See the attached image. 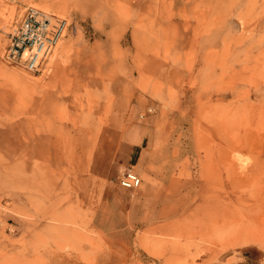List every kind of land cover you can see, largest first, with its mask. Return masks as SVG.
I'll return each mask as SVG.
<instances>
[{"label":"rangeland","instance_id":"374dc122","mask_svg":"<svg viewBox=\"0 0 264 264\" xmlns=\"http://www.w3.org/2000/svg\"><path fill=\"white\" fill-rule=\"evenodd\" d=\"M0 6V264H264V236L240 233L264 229V0ZM29 6L69 24L36 73L4 57ZM136 102L165 160L127 189ZM90 133L102 146L82 170Z\"/></svg>","mask_w":264,"mask_h":264},{"label":"built area","instance_id":"2783aa9c","mask_svg":"<svg viewBox=\"0 0 264 264\" xmlns=\"http://www.w3.org/2000/svg\"><path fill=\"white\" fill-rule=\"evenodd\" d=\"M68 25L66 18L29 6L23 19L9 32L5 60L27 71L40 72ZM118 182L127 189H137L142 178L137 171L127 168Z\"/></svg>","mask_w":264,"mask_h":264},{"label":"crops","instance_id":"0c3cea01","mask_svg":"<svg viewBox=\"0 0 264 264\" xmlns=\"http://www.w3.org/2000/svg\"><path fill=\"white\" fill-rule=\"evenodd\" d=\"M139 105L142 106L141 103L136 102L132 118L133 121L125 128L126 133L120 140V146L123 145L125 150L127 147L133 148L132 152L135 153L136 163H132V160H130L128 167L131 168L137 166L138 170L135 171H137L141 176L142 184L144 183V185L147 186L154 184V180L156 179L153 175L154 173L152 172V166L155 167L153 163L158 162V159L164 158L156 155L153 156V154L150 153L152 146L156 144L155 136L157 133H154V131L158 132L159 129L157 127H153L150 124V121L147 122V118L144 120L139 119V115L142 112V108Z\"/></svg>","mask_w":264,"mask_h":264},{"label":"bare ground","instance_id":"6f19581e","mask_svg":"<svg viewBox=\"0 0 264 264\" xmlns=\"http://www.w3.org/2000/svg\"><path fill=\"white\" fill-rule=\"evenodd\" d=\"M16 3V2H15ZM45 4V3H44ZM42 5V4H41ZM3 6V5H2ZM1 7V6H0ZM4 7H5V5H4ZM7 7V6H6ZM5 7V10L7 9ZM46 7V6H45ZM2 8V7H1ZM14 9H15V4H14ZM14 9H12V10H14ZM1 10V9H0ZM4 10V11H5ZM2 12V11H1ZM8 12V11H7ZM1 14H3L2 16H4V13H1ZM7 14V13H6ZM5 14V15H6ZM14 14V13H13ZM23 14V13H22ZM9 15V14H8ZM7 16H5V18H6ZM11 17V16H10ZM22 17H23V15H20V18H19V20H21L22 19ZM4 18V17H3ZM4 18V19H5ZM12 18H13V16H12ZM8 19V18H7ZM10 20H11V18H10ZM18 20V21H19ZM12 21V20H11ZM9 24H10V22H8ZM5 24V23H4ZM4 27V26H3ZM65 41V40H64ZM60 42V41H59ZM58 42V44L56 45V47L54 48V52H53V54L51 53V57L49 56V58L48 59H50V60H52L53 58H52V56H54L55 57V55H58V54H62V53H64V52H66V48L68 47H66L65 45L64 46H61V44L62 43H59ZM62 42V41H61ZM60 46H61V48H60ZM61 58V57H60ZM47 61H49V60H47ZM50 62V61H49ZM47 63V62H46ZM47 65V64H46ZM48 66V65H47ZM47 66H45V67H47ZM5 69V68H4ZM8 72H11L10 70L9 71H7V73H6V75L8 74ZM5 73V72H4ZM3 73V74H4ZM12 74H16V73H12ZM17 75H18V73H17ZM17 75H15V77L17 76ZM7 76H9V75H7ZM17 78L18 77H16V81H17ZM14 80V79H13ZM26 80V79H25ZM38 80V79H37ZM15 81V80H14ZM23 83V82H22ZM18 84H20V83H18ZM25 85V84H24ZM100 125V124H99ZM99 127V126H98ZM63 130H64V128H63ZM64 132V131H63ZM62 132V134H64ZM71 134V133H70ZM97 135V134H96ZM99 135V134H98ZM227 135V134H226ZM69 136V135H68ZM67 136V137H68ZM96 137V136H95ZM98 137V136H97ZM69 138H70V136H69ZM68 138V139H69ZM226 138V137H225ZM225 138H223V140H225ZM50 139H53V142H57L56 141V138H53V137H51ZM71 139V138H70ZM78 140H80V141H82L83 142V144H85L86 143V148H87V150H85L84 152H86L85 154H72V156H74V159L76 160V162L77 163H79V165H80V167L82 168V170L84 169V168H86L87 167V165H88V167H89V169L88 170H92V168L94 167V165H95V162L98 160V153L100 152V148H101V146H102V143H100V141L97 143L96 142V140L94 139L93 140V136L91 135V133L87 136V135H81L80 136V138L78 137ZM102 140V139H101ZM233 140V139H232ZM72 141V140H71ZM70 142V141H69ZM223 142V141H222ZM238 142V141H237ZM240 142V141H239ZM227 143V142H226ZM230 143V142H229ZM229 143H227V144H229ZM234 143V142H233ZM82 144V145H83ZM235 144V143H234ZM248 144V143H247ZM58 144H55V146H57ZM66 146V145H65ZM206 146H208V145H206ZM235 147V146H234ZM209 148V147H208ZM236 148V147H235ZM61 148H59L58 150H60ZM208 150V149H207ZM210 151H212V150H210ZM209 151V152H210ZM68 152H69V150H68ZM71 152V151H70ZM213 152V151H212ZM75 153V152H74ZM62 154H65V153H63V151L62 152H60V153H57V155H62ZM71 154V153H70ZM206 154H208L207 152H206ZM217 154H219V153H217ZM90 155H92V156H90ZM212 156V155H211ZM219 156V155H218ZM70 157H71V155H70ZM207 157H209L210 158V155H208ZM237 157V156H236ZM235 157V158H236ZM72 158V157H71ZM70 158V159H71ZM206 159V158H205ZM208 159V158H207ZM211 159V158H210ZM221 159V158H220ZM229 161V160H228ZM70 162V161H69ZM199 162V161H198ZM205 162V161H204ZM203 162V164L202 165H204L205 163ZM207 162H209V161H207ZM89 163V164H88ZM195 163H196V161H195ZM209 163H211V162H209ZM213 163V162H212ZM71 164V163H70ZM221 164H223V163H221ZM225 164V163H224ZM230 164V163H229ZM241 164H243L242 162H241ZM207 165V164H206ZM246 165V164H245ZM72 166V165H71ZM218 166V165H217ZM227 166V165H226ZM244 166V165H243ZM216 167V166H215ZM233 166H231V169H233L232 168ZM242 167V166H241ZM243 168V167H242ZM228 170H229V168H228ZM234 170V169H233ZM76 171H77V169H76ZM214 171V170H213ZM216 171V170H215ZM219 171V170H218ZM199 172H202V171H200L199 170ZM233 172L234 171H232V175H229V176H233ZM76 173V172H75ZM215 173V172H214ZM217 173V172H216ZM215 173V174H216ZM212 174H213V172H212ZM243 174V173H242ZM216 175H218V173L216 174ZM238 175V174H237ZM216 177V176H215ZM215 177H214V181H215ZM219 177V176H218ZM227 177V176H226ZM239 177H240V175H239ZM252 178V177H251ZM254 178V177H253ZM197 178H195V180H196ZM205 179V178H204ZM208 179V178H207ZM217 179V178H216ZM221 179V178H220ZM208 180H210V179H208ZM213 180V179H212ZM218 181V180H217ZM237 181V180H236ZM250 181V180H249ZM212 182V181H211ZM247 182V181H246ZM251 182V181H250ZM206 183V182H205ZM215 183H216V181H215ZM214 183V184H215ZM220 183H221V181L218 183L219 185H220ZM240 183V182H239ZM248 183V182H247ZM204 184V183H203ZM213 185V184H212ZM243 186V185H242ZM211 187H213V186H211ZM210 190H211V188H210ZM205 191V190H204ZM208 192H209V190H208ZM243 192H244V190H243ZM202 194V193H201ZM215 195V194H214ZM226 195H228V194H226ZM233 196V195H232ZM237 196H239V195H237ZM257 197V196H256ZM237 198V197H236ZM235 198V199H236ZM241 198H243V197H241ZM244 198H245V196H244ZM198 199V198H197ZM225 199V198H224ZM255 199V198H254ZM257 199V198H256ZM264 199V198H263ZM206 200V199H205ZM242 202L244 201V200H241ZM257 201H258V199H257ZM221 202V201H220ZM246 202V201H245ZM254 202V201H253ZM256 202V201H255ZM197 203V202H196ZM227 203V202H226ZM246 203H248V201L246 202ZM251 203V202H250ZM258 203V202H257ZM205 205V204H204ZM203 205V206H204ZM256 205V204H255ZM258 205V204H257ZM259 206V205H258ZM263 206V205H262ZM221 207H222V205H221ZM228 207V206H227ZM241 207V206H240ZM257 207V206H256ZM201 208V207H200ZM206 208V207H205ZM231 208V207H230ZM222 209V208H221ZM241 209H242V207H241ZM262 209V208H261ZM202 210V209H201ZM212 210V209H211ZM214 210V209H213ZM212 210V211H213ZM223 210V209H222ZM257 211V210H256ZM258 211H260V210H258ZM257 211V212H258ZM200 212V211H199ZM248 213V212H247ZM250 213V212H249ZM231 214V213H230ZM191 215H192V213H191ZM249 215V214H248ZM195 216V215H194ZM198 217V216H197ZM205 217H207V216H205ZM221 217V216H220ZM200 218V217H199ZM254 218L255 219H257V216L255 215L254 216ZM224 219H226V218H224ZM228 219H230L229 217H228ZM227 219V220H228ZM217 220V219H216ZM223 220V219H222ZM249 220V219H248ZM247 220V221H248ZM214 220H212V221H210V222H213ZM229 221V220H228ZM241 221V220H240ZM246 221V220H245ZM222 222V221H221ZM223 222H224V220H223ZM225 222H227V221H225ZM251 222H252V219H251ZM250 222V223H251ZM203 223V222H202ZM201 223V224H202ZM204 223H205V221H204ZM203 223V224H204ZM239 223V222H238ZM237 222L236 223H234L235 225L236 224H238ZM200 224V225H201ZM213 224V223H212ZM252 224V223H251ZM208 225V224H207ZM215 225V224H214ZM242 225V224H241ZM213 226V225H212ZM216 226V225H215ZM250 226V225H249ZM254 226V225H253ZM207 227V226H206ZM222 227V226H221ZM210 228V227H209ZM219 228V225H218V227H217V229ZM251 228H253V227H251ZM247 231H241L240 233H246L245 234V237H248V238H250L251 240H253V239H256V238H260V237H263L264 235L263 234H261V232L263 233V228H257V227H255L253 230H251L250 231V229L249 228H245ZM258 229H263L262 231H260V230H258ZM210 230V229H209ZM249 231V232H248ZM248 232V233H247ZM214 234V233H213ZM264 239V238H263ZM244 242V241H243Z\"/></svg>","mask_w":264,"mask_h":264}]
</instances>
